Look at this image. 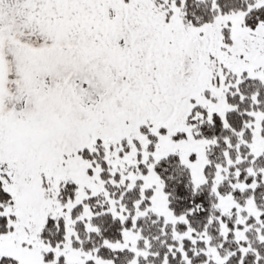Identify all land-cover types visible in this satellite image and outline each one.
Segmentation results:
<instances>
[{"label":"snow or ice","instance_id":"obj_1","mask_svg":"<svg viewBox=\"0 0 264 264\" xmlns=\"http://www.w3.org/2000/svg\"><path fill=\"white\" fill-rule=\"evenodd\" d=\"M0 264H264V0H0Z\"/></svg>","mask_w":264,"mask_h":264}]
</instances>
